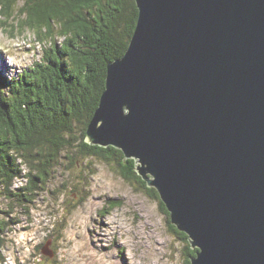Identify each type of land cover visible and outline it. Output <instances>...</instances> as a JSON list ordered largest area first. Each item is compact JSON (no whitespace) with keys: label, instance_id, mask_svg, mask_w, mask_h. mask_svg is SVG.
Returning a JSON list of instances; mask_svg holds the SVG:
<instances>
[{"label":"water","instance_id":"1","mask_svg":"<svg viewBox=\"0 0 264 264\" xmlns=\"http://www.w3.org/2000/svg\"><path fill=\"white\" fill-rule=\"evenodd\" d=\"M135 3L85 139L134 159L190 264H264V0Z\"/></svg>","mask_w":264,"mask_h":264},{"label":"trees","instance_id":"2","mask_svg":"<svg viewBox=\"0 0 264 264\" xmlns=\"http://www.w3.org/2000/svg\"><path fill=\"white\" fill-rule=\"evenodd\" d=\"M19 1L23 4L18 12ZM16 11L18 17H25L28 28L49 32L50 39L58 28L63 39L60 45L54 40L43 63L16 77L0 70V190L8 199L27 203L31 196L27 191L47 178L49 166L65 159L69 163L65 168H69L79 158L74 156L98 155L113 162L124 179L138 182L159 202L170 229L185 242V264H190L189 257L197 249L170 223L157 190L136 172L134 159L124 158L117 148L92 145L85 139L105 87L107 64L124 54L133 34L138 16L135 0H0V16L11 18ZM23 165L28 169L24 174ZM23 175L32 183L14 188L13 180ZM8 224L0 217V252Z\"/></svg>","mask_w":264,"mask_h":264},{"label":"rangeland","instance_id":"3","mask_svg":"<svg viewBox=\"0 0 264 264\" xmlns=\"http://www.w3.org/2000/svg\"><path fill=\"white\" fill-rule=\"evenodd\" d=\"M18 12L11 18L0 16V70L8 77L43 63L54 40L60 45L63 39L58 28L51 39L49 32L28 28ZM74 158L69 168L65 159L49 166L47 178L27 191V203L8 199L0 190V210L6 212L0 217L9 222L0 264H29V258H38L49 230L56 252L51 264H185V242L145 188L124 179L113 162ZM21 168L22 174L28 171ZM13 181L14 188L32 183L25 175Z\"/></svg>","mask_w":264,"mask_h":264},{"label":"flooded vegetation","instance_id":"4","mask_svg":"<svg viewBox=\"0 0 264 264\" xmlns=\"http://www.w3.org/2000/svg\"><path fill=\"white\" fill-rule=\"evenodd\" d=\"M89 157L90 158H96L97 160L102 161V162H104V160H105V159H103L102 157H100L98 155H96V156L91 155ZM106 162H108V161H106ZM105 201L109 203L111 201V199L109 200V199L106 198ZM102 208H103V206H102ZM105 212H108V210L106 209ZM10 222H13V220H10ZM3 235H4V232H3ZM179 238H180V236H179ZM54 240H55V238H54V232H52V231L49 230L48 233L45 234V237L40 242L39 248L37 249V251H39L38 252V255H39L38 258H35V262L32 260V258H29L28 259L29 260V264H31L32 262H33V264H51V261L54 259V256H55L54 253H56L55 252V249H54V245H55ZM44 246H46V251L48 253H51L52 252V256H50L48 253L47 254L42 253V248Z\"/></svg>","mask_w":264,"mask_h":264}]
</instances>
